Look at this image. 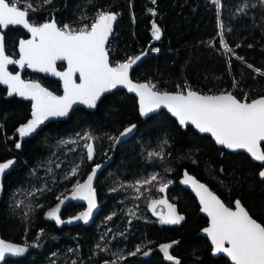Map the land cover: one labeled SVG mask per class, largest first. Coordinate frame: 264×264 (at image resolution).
<instances>
[{
	"label": "trees",
	"instance_id": "trees-1",
	"mask_svg": "<svg viewBox=\"0 0 264 264\" xmlns=\"http://www.w3.org/2000/svg\"><path fill=\"white\" fill-rule=\"evenodd\" d=\"M28 2L38 9L30 13L33 23L54 19L58 26L69 24L76 29L90 23L98 10L117 13L108 43L112 64L125 62L146 49L153 39L154 17L161 38L131 71V78L151 81L160 91L175 92L177 85L187 84L203 94L231 91L237 98L248 93L250 99L264 95V75L255 71L264 72L261 0H247L255 6L245 13L238 11L245 0H221L219 16L212 0H156L155 4L151 0ZM149 9H154L156 16ZM84 16L86 20L81 19ZM220 31L234 54L224 52ZM22 34L21 29L8 30L6 54L15 57ZM24 77L60 93L56 80L28 71ZM29 116L30 102L8 96L0 86V162H15L6 170L1 189L0 239L27 247L24 254L0 264H105L118 255L124 257L118 264H175V260L180 264H230L223 256L212 257L208 239L202 234L207 219L200 214L194 196L178 184L183 171L205 182L226 205L231 207L239 199L250 215L264 224L260 164L243 152L216 147L210 137L189 126L182 129L165 111L141 119L136 99L123 90L104 96L94 111L75 108L67 120L50 122L35 136L21 138L16 130ZM131 125H135L133 134L122 139L120 133ZM85 135L93 139L85 140ZM69 140L75 143H61ZM86 143L94 146L91 160ZM161 148L162 161L149 159V152ZM77 165V174L72 175ZM96 165L100 167L92 184L98 207L94 217L87 222L71 220L83 209L80 200L71 199L72 188L77 181L84 182ZM153 173L173 183L164 194L156 190L158 182L142 188V195L128 187ZM65 196L69 198L59 212L65 222L57 224L46 214L59 204L57 197ZM163 196L184 217L179 224H163L147 209L151 200ZM136 204L140 209L134 207ZM166 243L173 245L169 250L173 261L160 249ZM137 245L141 252L128 255ZM145 251L148 255H143Z\"/></svg>",
	"mask_w": 264,
	"mask_h": 264
},
{
	"label": "snow or ice",
	"instance_id": "snow-or-ice-1",
	"mask_svg": "<svg viewBox=\"0 0 264 264\" xmlns=\"http://www.w3.org/2000/svg\"><path fill=\"white\" fill-rule=\"evenodd\" d=\"M44 4L51 0H43ZM264 3V0H261ZM152 4L156 0H151ZM219 9L221 0H212ZM23 4V7L21 6ZM250 5L247 0L238 8L240 13H245ZM38 9L28 0H0V84L7 86V95H17L32 101L31 119L17 128L21 138L32 135L50 117H64L75 104H84L89 108H95L101 96L123 85L130 92L139 97V111L142 116L147 115L161 107L166 108L177 118L181 126L192 125L200 133H209L215 142L230 150H245L250 156L262 164L259 176L264 178V95L257 98H249L245 93L242 98H237L231 91L219 94H202L192 90L187 84L177 85V91H160L155 83H134L129 77V70L141 59V56L129 57L125 62L113 65L109 61V52L106 45L113 33V23L117 20V13L107 10H98L90 23H84L78 29L69 24L58 26L55 20H46L43 23H33L30 13ZM153 16L154 9L148 10ZM86 20L87 17L81 18ZM10 26H22L30 33V38L20 39L19 58L13 59L6 54L4 35L2 30ZM223 30L224 25L219 23ZM152 36L155 40L161 38L160 27L152 23ZM219 43L225 53H233L224 39L223 31L219 32ZM211 43V42H210ZM158 51V49H153ZM242 59V58H240ZM66 61L67 68L57 70V62ZM9 65H18L37 72L50 73L59 77L62 81L63 94L56 95L43 87L40 83L32 80H24L19 72L13 74L9 71ZM251 68V65H248ZM255 71L264 75L259 69ZM77 78L79 82H77ZM237 83L234 81L233 87ZM135 125L125 128L120 136H125ZM85 140L91 141V135H85ZM118 140L119 137H110ZM62 144L75 143V141H61ZM167 144V141L164 142ZM20 143L16 148H20ZM87 158L91 160L94 154L92 143H86ZM149 159L156 157L161 161L164 158L163 149L148 153ZM15 162L8 160L0 162V177L10 169ZM100 165H96L87 179L81 183L77 181L72 188L71 199L87 201V210L74 216L71 220H84L87 222L96 207V194L93 188V179ZM79 166L72 170V175L77 174ZM170 171V169H165ZM223 171V169H221ZM159 183L158 192H165L171 181H163L158 173H153L145 178L137 180L134 185L139 194L147 185ZM183 184L191 185L199 198L202 211L210 219L208 227L203 229L214 246L215 253H224L232 261V264H264V224L257 222L237 199L234 208L226 206L221 199L212 192L205 184L189 175L186 171L183 175ZM117 189H113L116 191ZM69 197L63 199L57 197L59 204L47 212V216L54 219L57 224H62L60 218V205ZM139 196H137V199ZM158 206H163L167 212L157 211ZM154 215H157L163 224H179L184 217L177 214L174 204L167 199H153L150 202ZM111 219V217H108ZM71 220L68 222L70 223ZM227 245V246H225ZM172 243L160 245L161 251L169 261L175 258L169 254ZM99 247V245H98ZM27 251V247L0 239V262H4L7 255L20 256ZM141 252V246L137 245L134 252L128 255L135 256ZM115 255V254H114ZM148 255V252H143ZM118 255L116 260L106 261L105 264H118L123 259ZM175 264H180L175 260Z\"/></svg>",
	"mask_w": 264,
	"mask_h": 264
},
{
	"label": "water",
	"instance_id": "water-1",
	"mask_svg": "<svg viewBox=\"0 0 264 264\" xmlns=\"http://www.w3.org/2000/svg\"><path fill=\"white\" fill-rule=\"evenodd\" d=\"M156 16V15H155ZM51 20H54V19H51ZM116 22H117V20L113 23V32H114V28H115V24H116ZM154 22V17L152 18V20H151V26H152V23ZM43 23V22H42ZM10 27H12V28H16V27H18V28H21V29H23L24 30V32L28 35V37L26 38V39H28V38H30V33H28L27 32V30L26 29H24L22 26H10ZM3 32H5L6 30H2ZM113 34V33H112ZM111 37H112V35L109 37V41H110V39H111ZM20 41V40H19ZM158 40H155L154 38L151 40V42L148 44V46L146 47V49L142 52V53H140L139 55H137V56H141V59L139 60V61H137L134 65H133V67L129 70V77H130V79L134 82V83H146V82H139V81H135V80H133L132 78H131V71L136 67V66H138L139 64H140V62L142 61V59L145 57V56H147V52H148V49H149V47L151 46V45H153L155 42H157ZM109 43V42H108ZM18 45H19V42H18ZM18 45H17V53H18V56H17V58H13V59H18L19 58V48H18ZM106 48L108 49V44L106 45ZM109 61H110V57H109ZM59 64H63L64 66H63V68L62 69H60V68H58L57 67V70L58 71H63V70H65L66 68H67V62L66 61H58L57 62V66L59 65ZM12 66H14L15 68H17V71L16 72H12L13 74H16L17 72H19V74L21 75V78L23 79V77H22V74H23V72H24V70H27V71H29L30 73H35V74H39V75H41V76H43V77H45V78H49V79H53V80H56V81H58L59 82V84H60V93L59 94H57V93H55V92H53L54 94H56V95H62L63 94V88H62V81L60 80V78L59 77H56V76H53L52 74H50V73H43V72H37V71H34L33 69H30V68H27V67H25L24 69H21L18 65H9L8 66V69L10 68V67H12ZM10 71V70H9ZM11 72V71H10ZM24 80H26L27 81V79H24ZM28 80H30V79H28ZM32 81H36V80H32ZM36 82H38V83H40L39 81H36ZM77 82H79V80H78V78H77ZM41 84V83H40ZM42 85V84H41ZM0 86L2 87V88H5L6 89V91H7V86L6 85H2V84H0ZM43 87H45L44 85H42ZM48 89V88H47ZM49 90V89H48ZM117 90H123V91H125L127 94H130V95H132L135 99H136V105H137V110H138V114H139V117L141 118V119H145V118H147V117H149V116H151V115H153V114H156V113H158V112H160V111H165L170 117H172L175 121H176V123H177V125L178 126H180L182 129H185L187 126H189V127H191L195 132H197L199 135H205V136H208V137H210L211 138V140L214 142V144H215V146L216 147H218V148H222V149H224V150H226L227 152H231V153H236V152H243V153H245L253 162H255V163H257V164H260L261 166H262V164H261V162H258V161H255L251 156H250V154H248L245 150H243V149H239V150H230V149H227V148H225L224 146H222V145H219V144H217L216 142H215V139L211 136V134H209V133H200L199 132V130L198 129H196L194 126H192V125H187V126H181L180 124H179V121L177 120V118L176 117H174L166 108H163V107H161L160 109H157V110H155V111H153V112H151V113H148L147 115H144V116H142L141 114H140V111H139V97L136 95V93H134V92H130L126 87H124L123 85H118L116 88H114V89H111L110 91H108V92H106V93H104L102 96H101V98H100V100L104 97V96H106V95H108V94H112L113 92H115V91H117ZM49 91H51V90H49ZM203 94V93H202ZM217 94H219V93H217ZM13 96H16L18 99H20V100H23V101H27V102H30V116H29V119H31V110H32V101H30V100H27V99H24L23 97H20V96H17V95H13ZM255 98H257V97H255ZM100 100H98L97 101V104L99 103V101ZM97 104H96V106H97ZM75 108H83V109H85V110H87V111H94L95 110V108H89L87 105H84V104H75V105H73V107H72V109L69 111V113H68V115L67 116H64V117H50L48 120H46L38 129H37V131L35 132V133H33L32 135H30V136H27V137H23V138H31V137H33V136H35L36 134H37V132L40 130V129H42L44 126H46V125H48L50 122H55V121H65V120H67L68 119V117L70 116V114H71V112L75 109ZM28 119V120H29ZM27 120V121H28ZM26 121V122H27ZM25 122V123H26ZM24 124V123H23ZM22 125V124H21ZM20 125V126H21ZM133 130V129H132ZM125 136H122V138H124ZM262 144H264V142H262ZM262 170V168L260 169V171ZM259 171V172H260ZM7 172V171H6ZM6 172H5V174H6ZM184 172L185 171H183V173H182V175H181V177L179 178V180H178V184L181 186V187H183L185 190H188L193 196H194V198L196 199V201H197V204H198V206H199V212H200V214L202 215V216H204L206 219H207V225L203 228V229H205L206 227H208L209 226V224H210V219H209V217L207 216V214L206 213H204L203 211H202V206H201V204H200V202H199V198L197 197V195H196V193L193 191V189H192V187H191V185H186V184H183L182 183V180H183V175H184ZM187 172V171H186ZM189 175H191V176H193L194 178H196L193 174H191V173H189V172H187ZM5 174H4V176H2V177H0V190L2 189V184H3V179H4V177H5ZM258 176H259V173H258ZM259 178L260 179H263V178H261L260 176H259ZM199 182H201V183H203V184H205L212 192H214L205 182H203V181H201V180H199L198 178H196ZM173 185V183L171 182V183H169V185H168V187H170V186H172ZM215 193V192H214ZM162 194H164V192L162 193ZM216 194V193H215ZM217 195V194H216ZM218 196V195H217ZM219 197V196H218ZM220 198V197H219ZM221 199V198H220ZM78 200H80V199H78ZM237 200V199H236ZM235 200V201H236ZM82 201H84V200H82ZM221 201L223 202V200L221 199ZM234 201V202H235ZM234 202H233V205H232V207L234 208ZM226 206H228V205H226ZM243 206V205H242ZM230 207V206H229ZM246 209V208H245ZM94 214H95V212H94V210H93V212H92V215H91V217L89 218V220H91L93 217H94ZM258 222V221H257ZM202 234L208 239V242H209V244H210V246H211V255H212V257H217V256H223L224 258H226L228 261H229V263L230 264H232V261H231V259L229 258V257H227V255L226 254H224V253H215L214 252V246L211 244V240H210V238L207 236V234L202 230ZM225 246H227V245H225ZM12 255H7L6 256V259L7 258H9V257H11ZM5 259V260H6Z\"/></svg>",
	"mask_w": 264,
	"mask_h": 264
},
{
	"label": "flooded vegetation",
	"instance_id": "flooded-vegetation-1",
	"mask_svg": "<svg viewBox=\"0 0 264 264\" xmlns=\"http://www.w3.org/2000/svg\"><path fill=\"white\" fill-rule=\"evenodd\" d=\"M9 29H21V28H18V27H16V28H12V27H9L8 29H6V31L5 32H3V35H4V45H5V40H6V35H7V32H8V30ZM22 31H23V34L21 35V36H19L18 37V39H17V43H16V55H15V57H13V56H11V57H13V58H17V56H18V53H17V45H18V42H19V40L20 39H26L27 37H28V35L24 32V30L23 29H21ZM62 65V68H63V64H59L58 66H61ZM57 66V67H58ZM12 68H14L15 70L13 71L12 70ZM59 68V67H58ZM62 68H60V69H62ZM9 70L11 71V72H16L17 71V68H15L14 66H12V67H10L9 68ZM27 70H24V72H23V74H22V77H23V79H27L28 80V78H25L24 77V73L26 72ZM29 72V71H28ZM32 80V79H31ZM57 94H59V93H57ZM132 126V125H131ZM131 126H129V127H131ZM129 127H127V128H129ZM134 130H135V127L133 128V130L131 131V132H129L128 134H126L125 135V137L124 138H122V139H126V138H128V137H130L132 134H133V132H134ZM262 147H264V144H262ZM262 167V166H261ZM171 187V186H170ZM169 188V187H168ZM167 190V189H166ZM166 190H165V192H166ZM1 191V190H0ZM164 192V193H165ZM162 199H165V197L163 196L162 197ZM82 203L84 202V201H82V200H80ZM232 207V206H231ZM95 212V211H94Z\"/></svg>",
	"mask_w": 264,
	"mask_h": 264
},
{
	"label": "rangeland",
	"instance_id": "rangeland-1",
	"mask_svg": "<svg viewBox=\"0 0 264 264\" xmlns=\"http://www.w3.org/2000/svg\"><path fill=\"white\" fill-rule=\"evenodd\" d=\"M84 181H85V180H84ZM82 183H83V182H82ZM134 191H135V188H134ZM135 194H137L136 191H135ZM0 196H1V191H0ZM156 199L158 200V199H162V198L159 197V198H156ZM150 202H151V201H150ZM150 202H149L148 205H147V209H148L149 211H151V213L153 214L151 208L149 207ZM82 207H83V209L81 210V212H84V211L87 210V201H84V202L82 203ZM134 207L137 208V209H140V208H138V205H137V204H136ZM97 208H98V207H97V203H96V207H95L93 210L95 211V210H97ZM135 208H134V209H135ZM157 211H158V212L163 211V212L166 213V212H167V209L164 208L163 206H158V207H157ZM81 212H80V213H81ZM153 215H154V214H153ZM154 216L158 219V221H160V219H159V217H158L157 215H154ZM172 225H173V224H172ZM20 246H23V245H20ZM64 262H65V261H62L61 264H64Z\"/></svg>",
	"mask_w": 264,
	"mask_h": 264
},
{
	"label": "built area",
	"instance_id": "built-area-1",
	"mask_svg": "<svg viewBox=\"0 0 264 264\" xmlns=\"http://www.w3.org/2000/svg\"><path fill=\"white\" fill-rule=\"evenodd\" d=\"M119 63V62H118ZM113 65H115V64H113Z\"/></svg>",
	"mask_w": 264,
	"mask_h": 264
}]
</instances>
